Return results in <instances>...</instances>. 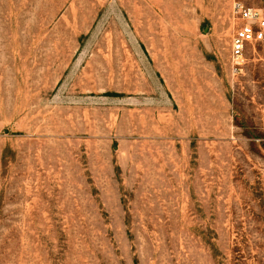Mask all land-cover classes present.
<instances>
[{
    "label": "rangeland",
    "instance_id": "obj_1",
    "mask_svg": "<svg viewBox=\"0 0 264 264\" xmlns=\"http://www.w3.org/2000/svg\"><path fill=\"white\" fill-rule=\"evenodd\" d=\"M238 25L232 0H0V264H264Z\"/></svg>",
    "mask_w": 264,
    "mask_h": 264
},
{
    "label": "built area",
    "instance_id": "obj_2",
    "mask_svg": "<svg viewBox=\"0 0 264 264\" xmlns=\"http://www.w3.org/2000/svg\"><path fill=\"white\" fill-rule=\"evenodd\" d=\"M232 11L239 25L231 42V60L233 72L239 73L247 48L264 42V10L251 6L249 0H232Z\"/></svg>",
    "mask_w": 264,
    "mask_h": 264
}]
</instances>
